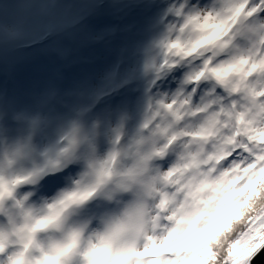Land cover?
Wrapping results in <instances>:
<instances>
[{
    "label": "snow or ice",
    "instance_id": "1",
    "mask_svg": "<svg viewBox=\"0 0 264 264\" xmlns=\"http://www.w3.org/2000/svg\"><path fill=\"white\" fill-rule=\"evenodd\" d=\"M163 4L167 9L158 21L132 16ZM18 7L23 14L13 21V30L0 34V119L6 123L30 117L36 123L41 116L53 114L59 118L65 110L80 115L123 114L139 89L140 73L133 65L136 53L145 47L142 36L157 23L164 30L145 51L161 50L158 72L175 67L172 56L222 51L252 33L259 39L248 50L219 61L204 57L191 79L215 77L225 94L212 97L214 106L202 102L192 111L187 107L190 98L179 90L158 92L155 104L149 99L158 116L170 113L179 120L186 112L207 115L200 128L182 134L200 145L195 155H182L174 166L165 165L167 171L157 170L156 176L140 181L151 159L143 157L124 173L126 179L118 181L123 190L140 184L136 199L123 211L96 205L81 221H72V208L92 199L110 181L115 160V154H110L99 165L96 184L24 213V225L13 229L14 242L0 230V264H253L257 253L264 252V23L257 19L264 16V0H92L87 4L74 0L71 9L51 10L40 2ZM104 8L124 22L118 26L124 33L118 40L106 35L116 28L93 23ZM0 9V19L7 24V10L2 5ZM66 16L72 17L76 29L69 30ZM18 30L24 32L23 42L14 41ZM76 30L105 40L104 55L71 75L53 71L55 57L64 55L61 38L74 39ZM34 46L49 54L48 61L22 66L18 50L31 51ZM120 132V127L113 130L114 143ZM168 136L169 143L178 139ZM166 147L156 155L163 157ZM64 179V175L50 176L40 191L51 196ZM168 186L174 191H166ZM12 195V185L0 181V199ZM106 195L111 199V194ZM147 198L153 201L151 207L145 203ZM92 219L99 224L88 229ZM41 233L60 235L40 239Z\"/></svg>",
    "mask_w": 264,
    "mask_h": 264
},
{
    "label": "clouds",
    "instance_id": "2",
    "mask_svg": "<svg viewBox=\"0 0 264 264\" xmlns=\"http://www.w3.org/2000/svg\"><path fill=\"white\" fill-rule=\"evenodd\" d=\"M201 2L211 3V0ZM73 3L74 0H55L47 4L51 10H56L59 7L71 9ZM257 19L264 23V16ZM163 30L164 27L161 32ZM3 31L0 28V34ZM24 39L23 30H18L14 41L23 42ZM151 39L135 55L133 66L140 73L139 89L133 93L135 100L123 114L100 115L89 112L80 115L65 110L59 118L55 114L47 118L41 116L36 123H33L32 117L13 118L8 123L0 119V181L13 187L11 197L0 199V230L9 234L10 241L16 240L13 229L24 225V213L40 210L46 201L59 198L65 193L96 184L99 165L108 160L110 154H115L112 164L114 172L110 181L92 199L72 208V221H81L83 214L96 205L113 210L119 207L123 211L136 199L135 192L140 184L123 190L118 187V181L126 179L124 173L134 168L143 157L151 156V159L147 160L145 171L138 177L140 181L156 176L157 170L167 171L180 162L182 155H195L200 145L190 135L182 134L189 128H200L207 115L186 112L179 120L170 113L158 116L150 109L149 99L155 104L158 92L175 93L179 90L181 95L190 98L187 107L192 111H195L194 106L202 102L213 104V96L225 94L215 77L202 75L197 78V82L191 79L200 69L204 57H214L217 61L225 59L229 54L248 50L259 37L255 33L248 37H238L233 47L215 53L205 50L202 55L193 53L184 57L172 56L170 59L175 67L159 72L157 68L161 61V50L151 47L145 51ZM117 127L121 128V132L119 140L114 143L113 130ZM169 133L178 139L169 143ZM165 147L166 154L163 157L157 156L156 153ZM210 147V143L206 144L203 150L206 152ZM57 175L65 176L63 185L51 196L43 194L40 189L44 181ZM165 190L174 191L171 186ZM106 194H111V199ZM18 202L21 203L18 205ZM145 203L151 207L153 201L147 198ZM98 224V220L92 219L88 221V229H94ZM239 230L237 228L236 231ZM89 234L86 230L85 235ZM59 235L41 233L39 238H58ZM234 236L235 233L230 238ZM220 255L222 258L223 252Z\"/></svg>",
    "mask_w": 264,
    "mask_h": 264
},
{
    "label": "rangeland",
    "instance_id": "3",
    "mask_svg": "<svg viewBox=\"0 0 264 264\" xmlns=\"http://www.w3.org/2000/svg\"><path fill=\"white\" fill-rule=\"evenodd\" d=\"M51 3L55 0H0V5L3 9L7 10L8 23L4 24L3 20L0 19V28L4 31L11 32L13 30V21L23 14V9L18 7L20 5L32 4V3ZM83 3H91L92 0H82ZM97 2H105V0H97ZM174 2V0H173ZM167 9V5L163 4L159 8L152 9L150 11H136L132 14L136 20H142L144 17H152L155 21H158ZM86 9H81L85 11ZM3 10L0 9V16H2ZM65 22L69 25V30L76 29V25L71 23L72 17L66 16ZM171 20V17H168ZM132 21L129 20V23ZM93 23L99 27L112 26L116 28V31L107 33L109 39L118 40L124 33L119 30L118 26H122L124 22L118 18L113 17L107 8L101 10L97 17L93 18ZM148 27L151 28V25ZM163 25L156 26L151 30L147 31L142 36V41L147 43L154 36H158L161 32ZM74 39L61 38V45L64 48L63 58L61 56L55 57V64L53 71H67L69 75L82 70L84 67L90 66L95 63L98 58L104 55L106 48L105 40L95 39L90 33L75 31ZM85 40L87 43L80 44L79 42ZM19 55L21 57L22 66H29L37 62L46 63L48 61L49 54L42 53L38 49L33 47L31 51L27 49H19ZM6 82L8 80L7 73H5Z\"/></svg>",
    "mask_w": 264,
    "mask_h": 264
},
{
    "label": "water",
    "instance_id": "4",
    "mask_svg": "<svg viewBox=\"0 0 264 264\" xmlns=\"http://www.w3.org/2000/svg\"><path fill=\"white\" fill-rule=\"evenodd\" d=\"M253 264H264V252H261L259 255L254 257Z\"/></svg>",
    "mask_w": 264,
    "mask_h": 264
},
{
    "label": "trees",
    "instance_id": "5",
    "mask_svg": "<svg viewBox=\"0 0 264 264\" xmlns=\"http://www.w3.org/2000/svg\"><path fill=\"white\" fill-rule=\"evenodd\" d=\"M256 256H257V255H256ZM256 256H255V257H256Z\"/></svg>",
    "mask_w": 264,
    "mask_h": 264
}]
</instances>
